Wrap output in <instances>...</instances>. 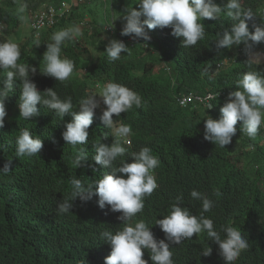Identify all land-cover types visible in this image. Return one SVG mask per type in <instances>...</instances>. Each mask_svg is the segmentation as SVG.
<instances>
[{"label": "trees", "instance_id": "16d2710c", "mask_svg": "<svg viewBox=\"0 0 264 264\" xmlns=\"http://www.w3.org/2000/svg\"><path fill=\"white\" fill-rule=\"evenodd\" d=\"M20 2L35 12L44 0H0V22L6 28L4 32L0 30V42L9 41L4 33L17 26L20 14L16 10ZM215 2L223 7L224 0ZM242 4L256 14L255 23L264 22V0H242ZM96 5L93 3L85 13L91 17L93 14L90 22L86 15L75 20L78 23L84 19L91 29L90 35L100 30L109 32L104 26L107 17L99 13ZM85 8L82 5L75 9ZM95 8L97 13L90 12ZM65 22L64 18L59 21ZM59 23L41 30L37 36L31 31L19 44L18 63L36 68L30 79L41 92L53 88L61 99L71 97L72 111H78L81 100L93 93L88 82L102 87L107 82H117L142 97L140 108L133 106L120 117L113 116L114 125L131 127L130 135L121 141L127 154L148 146L160 161L154 170L158 187L145 198L143 211L133 223L143 220L157 239H164V232L154 223L168 214L176 196L182 194L185 206L193 214H201L202 202L190 196L195 189L213 201L212 209L203 214L213 221L222 238L225 235L222 229L227 225L241 230L246 238L249 246L234 264H264V127L255 139H250L240 133L242 122L238 121L237 134L225 148L204 139L206 112L214 119L219 118L225 98L230 91L237 90L235 83L245 72L264 74L263 62L248 59L246 55L234 57L233 46L216 48L217 35L231 26V19L225 13L217 21L205 18L202 21L205 38L188 48L182 46V38L171 34L170 27L151 31L153 51L150 45L144 47L142 39L122 36L121 30L110 32L112 38L124 41L131 52V55L122 53L117 61L108 60L106 45L97 39L90 42L94 56L88 55L85 64L87 47L79 40L66 41L61 55L74 62V70L64 82L40 71L46 43L52 42L54 30L68 28ZM249 30L254 31L251 21ZM240 47L245 50L243 43ZM263 48L261 42L253 45L251 51ZM225 59L230 61L227 66ZM5 72L0 69V79ZM20 91V81L14 78V91L5 101V124L0 129V167L8 159L12 161V170L0 174V264H104L111 249L100 233L123 227L117 218L120 213L112 212L109 206L100 208L97 196L86 202L77 198L72 212L66 214L57 213V203L70 192L73 176L87 184L107 171L92 159L96 140L101 138V142L111 145L114 139H120L114 136L113 128L107 129L100 120L105 105L101 102L95 110L88 129V143L73 148L62 137L64 122L72 116L66 115L61 121L53 110L38 103L39 115L25 120L18 108ZM210 91L219 92V96L213 108L205 112L202 97ZM23 129L41 137L43 148L38 155L15 157L16 137ZM79 148H84L89 157L84 166L76 168L73 157ZM126 160L131 162L132 157L126 156ZM208 246L212 248L211 255H201ZM143 251V258L152 264L148 251ZM171 251L174 264H224L219 246L208 239L206 232L172 245Z\"/></svg>", "mask_w": 264, "mask_h": 264}, {"label": "clouds", "instance_id": "9594fccd", "mask_svg": "<svg viewBox=\"0 0 264 264\" xmlns=\"http://www.w3.org/2000/svg\"><path fill=\"white\" fill-rule=\"evenodd\" d=\"M138 8L125 7L119 16L113 18L107 28L115 29L114 21L121 19L122 36H129L133 40L142 39L146 48L151 40L150 31L160 27H170L171 34L182 38V46L188 48L205 38V25L202 21L207 18L217 21L225 13L232 24L222 34L217 35L215 46L217 49L231 48L243 43L248 59L253 57L259 60L264 53L252 52L253 45L264 42V22L255 23L256 14L251 8H245L242 0H224L223 7L215 0H135ZM26 4L20 2L16 12L23 13ZM143 17V19H142ZM252 22L254 31L249 30ZM3 26L0 25V28ZM79 27H69L54 32L50 43H46L43 54L42 74L51 76L57 81H67L73 74L74 62L61 55L62 45L81 35ZM39 43L37 44V46ZM109 61L121 59V54L131 55L128 45L119 39L109 38L105 47ZM21 49L17 43L11 41L0 42V69L6 70L3 79H0V129L4 127L7 116L6 98L14 91V78L20 81V95L18 108L20 116L30 120L39 115L37 104L53 110L61 121L66 115H71L70 121H65V131L62 137L67 145L76 148L77 145L88 143V129L93 122L95 110L103 108L100 120L107 129H112L115 120L122 112L127 113L135 106H142V97L129 87L117 83L107 82L100 92L91 93L82 99L78 111H72L71 97L61 99L53 88L41 92L36 83L30 79V73L35 74L36 68L18 63ZM237 90L230 91L220 107L219 118H213L206 110L212 109L219 92H208L202 97L206 115L204 117V139L225 148L237 134V123L240 133L250 139H255L259 130L264 127V74L259 71L245 72L235 83ZM99 97V99H97ZM131 127L120 124L115 127L114 139L111 145L96 140L93 147L95 154L92 159L101 168L107 169L102 176L91 183H84L77 176L70 180V192L57 203V213L72 212L73 201H89L93 196L98 197L100 208L109 206L112 212H118L117 217L123 227L112 231L105 229L100 233L103 241L110 245V253L104 258V264H148L143 258L147 250L152 264H174L171 246L191 239L193 234L207 233L209 240L219 246V252L224 264H234L240 254L248 248V242L241 230L227 225L223 227L224 237L215 230L213 221L203 213L209 212L213 201L198 190L193 189L190 196L193 200L202 202V211L199 216L193 214L185 206L183 195L175 197L174 203L167 215L156 219L165 234L164 239H157L150 229V225L143 220L133 219L143 211L145 198L157 189L158 183L154 170L160 161L148 146L138 152L127 154L122 140L129 136ZM130 143V141H124ZM15 157H31L38 155L43 148V141L39 135L33 136L28 129L21 130L16 137ZM127 154V155H126ZM126 156L132 157L127 162ZM88 152L79 148L73 157L77 167L84 166L88 160ZM12 170V161L8 159L0 174H7ZM95 170V169H94ZM216 195H219L217 191ZM212 248L203 249L201 255L210 256Z\"/></svg>", "mask_w": 264, "mask_h": 264}, {"label": "rangeland", "instance_id": "374dc122", "mask_svg": "<svg viewBox=\"0 0 264 264\" xmlns=\"http://www.w3.org/2000/svg\"><path fill=\"white\" fill-rule=\"evenodd\" d=\"M66 2H68L70 4V9L68 10V15H65L64 18V22L65 23H59V26L62 25H67L68 28L69 27H79L81 30V35L78 38H75V40H79V43L84 44L87 47V51L88 54H84L85 58L83 63L87 64L86 62V58L87 56L91 55L94 56V50H93V46L92 44H90L91 41H97V39H99L100 41H103V45L108 43V39L112 38L110 36V32H106L104 30H100L98 33H94L93 35H90L89 32L87 31L86 27H81L80 25L77 24V22L75 23V20H77L79 17L82 18L85 14L84 11L89 12V10L91 9V7L93 6V4L89 5H83L86 6V8L82 11V10H77L75 9V4L76 1L75 0H65ZM134 3L135 0H111L110 2V7L108 6V10H107V19L109 20L110 17L112 16V18L119 16L121 14V12L124 10L125 7H134ZM95 6V5H94ZM100 6V5H99ZM33 8L31 6H28L27 8H25L23 13H20V18H19V22L17 24V26L15 28H13L12 30H10L7 33H4L5 38H7L9 41L17 43L18 45L21 44L22 42H24L28 36L30 35L31 29H30V17L32 16V12H33ZM97 9L95 8L94 10L90 11V12H94L97 13L96 11ZM80 13L82 14V16H80ZM90 14V13H89ZM76 15V17H75ZM91 15V14H90ZM90 15H86L88 17V22L91 21L92 17ZM143 19V17H142ZM69 21V23H67ZM57 23V24H58ZM0 25H2L3 27L0 28L1 31H3L4 29H6L3 25L2 22H0ZM114 25L117 28V30H121L123 27V21L121 19H117L114 21ZM86 28V29H85ZM60 30V28L55 29L54 32ZM152 31V30H151ZM150 31V34H151ZM4 32V31H3ZM93 39V40H92ZM153 40L149 41V45L151 47V45L153 44ZM145 47V46H144ZM152 51L155 49V46L151 47ZM252 52H260V53H264V48L263 49H259V50H254ZM232 55L235 57V55H246L248 56V54H246L245 50H243L240 45L233 46V49L231 50ZM251 60L256 61V62H263L264 63V56L260 57L259 60H257V58L253 57L251 58ZM227 64H230V61H227L224 66H227ZM90 86H92V92L93 93H99L100 90L103 88L102 86H99V84H94V83H90L88 82ZM115 127H118L117 125L113 126V129L115 130Z\"/></svg>", "mask_w": 264, "mask_h": 264}, {"label": "bare ground", "instance_id": "6f19581e", "mask_svg": "<svg viewBox=\"0 0 264 264\" xmlns=\"http://www.w3.org/2000/svg\"><path fill=\"white\" fill-rule=\"evenodd\" d=\"M75 1H76L75 4L76 7L86 4L91 5L93 3H96L99 13L105 16H107L106 13L108 10V6L110 5L111 2V0H75ZM69 9H70V4L65 0H58V1L44 0V2H42L40 7L35 12H32V16L30 17L31 31H34L37 36L39 35L41 30L43 29L46 30L48 28L55 26L65 15H68ZM84 12L87 14V11ZM112 20H113L112 16L110 17L109 20L106 19V23L104 24V26L107 31L114 33L118 31L116 27L114 30L112 28H107L108 25L112 22ZM77 24L80 25L82 28L88 27V32L91 31L89 25L85 24L84 19L79 20ZM128 41L131 42L130 38L128 39ZM223 61L224 63H226L228 59H225Z\"/></svg>", "mask_w": 264, "mask_h": 264}]
</instances>
